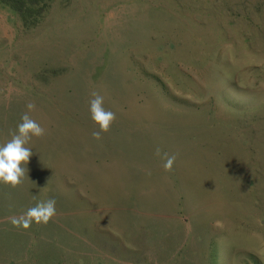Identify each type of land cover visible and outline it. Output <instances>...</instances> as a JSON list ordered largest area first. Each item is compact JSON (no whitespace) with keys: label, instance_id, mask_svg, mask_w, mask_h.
<instances>
[{"label":"rangeland","instance_id":"obj_1","mask_svg":"<svg viewBox=\"0 0 264 264\" xmlns=\"http://www.w3.org/2000/svg\"><path fill=\"white\" fill-rule=\"evenodd\" d=\"M25 113L0 264H264V0H52L36 27L0 4V144Z\"/></svg>","mask_w":264,"mask_h":264},{"label":"clouds","instance_id":"obj_2","mask_svg":"<svg viewBox=\"0 0 264 264\" xmlns=\"http://www.w3.org/2000/svg\"><path fill=\"white\" fill-rule=\"evenodd\" d=\"M93 99L89 102L91 119L99 126L100 131L94 132V138L99 139L100 132H106L115 119V114L104 107L103 97L97 93H92ZM29 111L35 108L33 103L26 105ZM44 134V129L30 116L25 113L21 117V122L17 125L16 132L12 134L11 140L0 144V183L17 186L25 176L28 169L25 167L32 155L31 149L25 145L32 137H40ZM155 155L161 157V152L156 149ZM164 169L171 170L175 161V156L163 154ZM55 199H47L38 202L34 207H30L19 218L12 217L11 224L15 227L28 229L33 222L48 223L56 212Z\"/></svg>","mask_w":264,"mask_h":264},{"label":"trees","instance_id":"obj_3","mask_svg":"<svg viewBox=\"0 0 264 264\" xmlns=\"http://www.w3.org/2000/svg\"><path fill=\"white\" fill-rule=\"evenodd\" d=\"M51 2L52 0H0V4L17 13L25 27H36L49 10Z\"/></svg>","mask_w":264,"mask_h":264}]
</instances>
